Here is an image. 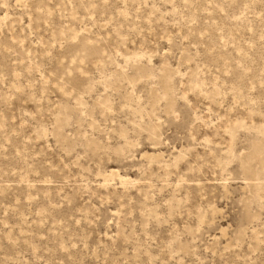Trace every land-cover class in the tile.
Wrapping results in <instances>:
<instances>
[{"label": "rangeland", "instance_id": "1", "mask_svg": "<svg viewBox=\"0 0 264 264\" xmlns=\"http://www.w3.org/2000/svg\"><path fill=\"white\" fill-rule=\"evenodd\" d=\"M0 264H264V0H0Z\"/></svg>", "mask_w": 264, "mask_h": 264}]
</instances>
